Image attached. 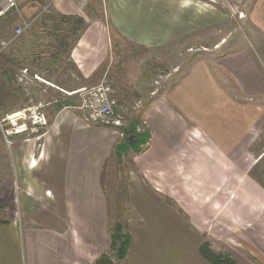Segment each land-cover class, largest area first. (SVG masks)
I'll return each instance as SVG.
<instances>
[{
	"label": "crops",
	"instance_id": "crops-1",
	"mask_svg": "<svg viewBox=\"0 0 264 264\" xmlns=\"http://www.w3.org/2000/svg\"><path fill=\"white\" fill-rule=\"evenodd\" d=\"M44 1L47 5L28 3L39 10L29 19L31 26L47 19L63 29L67 24H58L61 15L88 22L66 52L56 43L60 32L51 27L49 50L42 54L58 78L64 76L63 63H73L80 80L89 84L80 88L96 85L104 60L113 57L101 26H114L123 37L145 44L151 42L141 40L151 37L145 27H166L171 10L167 0H100L96 11L90 0ZM17 2L28 12V4ZM224 2L238 8L241 24L257 26L264 40V0H207L208 24H220L223 16L215 8ZM177 4L172 9L181 15L182 4ZM175 25L183 23L175 18ZM42 31L38 28L37 36L44 37ZM160 35L159 42L167 41L165 30ZM256 54L252 46L207 55L176 74L145 114L150 137L140 151H118L131 124L89 122L73 105L55 110L40 135L25 140L18 135L10 147L11 174L0 177V264H96L103 255L113 264H212L200 251L204 243L230 254L235 264H264V182L251 172L264 159V148L255 145L264 141V69ZM47 84L71 90L56 80ZM118 153L120 161L129 160L134 216H126L131 242L126 257L116 263L109 253L106 169L113 155L117 165ZM111 181L119 183L116 176Z\"/></svg>",
	"mask_w": 264,
	"mask_h": 264
},
{
	"label": "rangeland",
	"instance_id": "rangeland-1",
	"mask_svg": "<svg viewBox=\"0 0 264 264\" xmlns=\"http://www.w3.org/2000/svg\"><path fill=\"white\" fill-rule=\"evenodd\" d=\"M21 1L28 4L34 0H19V4H21ZM99 1L90 0V7L96 6L94 9L96 11ZM83 2H86V0H83ZM137 2L141 3V0H137ZM40 3L46 4L48 2L41 0ZM175 3H178V7L182 4L181 15L178 14L181 13L179 9L175 12L172 9ZM208 4L207 0H167V5L171 10H168L166 27L146 26L145 30L149 32L147 36L151 37L141 40L148 39L151 42H146L145 44L132 42L128 38L123 37V34L114 26L100 25L104 39L107 37L110 39V43H106L108 51L112 49L113 57L110 58L109 56L108 59L104 60L102 65L103 74L98 83L105 80L112 87V92L117 99L113 117L122 120V127H128L130 120L137 118L139 120L137 122L140 125L139 131H150L144 119L147 117L145 114L154 97L164 90L168 84H173L175 75L180 74L197 58L206 60L207 55L212 56L215 54L217 56L219 53L222 54L230 50L249 51L250 47L254 46L258 53L256 58L262 65L261 68L264 69V40L260 39V35L256 33L255 28L257 26L241 24V21L238 20L241 17L238 8L234 6V9L228 8L229 4L225 2V6L221 5V9H219L220 6L215 8V12L218 15L220 14L221 17L223 16V19H219L221 21H218L220 24L217 23L212 26L208 24L210 20H206L208 18L207 9L211 8ZM30 6L31 4L25 6L28 12H22L16 8L0 19V53L21 57L19 66L14 68L9 77L0 75V177L2 178L5 175V178H8L13 169V156L10 147H13V142L18 138V135H23L22 138L25 140L31 135H40L41 132L45 131L56 112L55 110H57L56 102L59 98L67 95L70 90L64 89V91H61L55 86L47 84V82L51 83V81L54 82L56 80L60 84L71 85L70 95L78 93L74 98L77 104L79 102L77 100L79 99V94L86 89L80 88V86L84 84L89 86L88 81L83 82L80 80L73 63H63L65 72L63 78H58V75L52 72L53 69L51 67L50 69L52 70L48 69L49 57L42 59V54L49 50L47 48L49 44H46V39L49 41L47 36L51 32L50 28L55 27L60 33L63 31L57 25L51 26L47 19L46 21L40 20L32 27L30 25L31 33H27V36L22 40L23 42H20L18 38L17 41H13L8 47L3 48L2 42L11 38L17 26L22 24L23 20L30 22L29 19H31L33 13L36 14L39 11ZM43 10L46 11V7ZM175 18L177 22L182 21L183 25H175ZM87 19L93 21L94 17L88 16ZM87 26L88 22L85 21L84 29L82 28L80 35L86 30ZM66 27L68 25L62 26L63 29ZM38 28H43L40 35L44 37L37 36ZM164 30L167 41L159 42V40L163 39L160 34ZM123 31L126 32L127 27ZM38 38L42 42L37 43ZM73 41L71 40V43ZM220 43L221 46L225 45L220 50L213 51ZM22 49L24 50L20 52ZM34 52L39 53L38 57L34 55ZM208 53H211V55ZM26 57H29V59H25ZM215 77L218 79L217 74H215ZM220 77L218 83L219 86H222L223 80ZM76 87H79V90ZM223 87L226 91H229L227 85ZM73 106L76 108L75 105ZM17 111H23L26 117L23 119L19 118L16 125H13L6 117ZM254 111L253 109V114ZM34 116L38 117L36 124L33 123ZM23 121L27 123L28 129L26 131H15L17 125ZM106 125L120 127L115 124ZM255 145L260 151V149L264 148V141L262 142L260 139ZM259 151L253 154L251 161L255 159ZM113 158L114 155L112 159L110 158L106 169L110 218L112 228L119 223L122 225V231L126 232L130 218L129 215L128 217L126 216L128 213L132 214L129 207L132 203L130 199L133 194L128 182L129 168L127 164L129 160L120 161V157H118L119 160H117V165H115ZM251 172L264 182V159L260 164H254L251 167ZM113 175L116 176L118 184L111 181V179L115 178V176L113 178ZM131 216L133 218L134 215L132 214ZM117 262L118 260H116Z\"/></svg>",
	"mask_w": 264,
	"mask_h": 264
},
{
	"label": "trees",
	"instance_id": "trees-1",
	"mask_svg": "<svg viewBox=\"0 0 264 264\" xmlns=\"http://www.w3.org/2000/svg\"><path fill=\"white\" fill-rule=\"evenodd\" d=\"M16 9V8H13ZM12 9V10H13ZM11 12V10H10ZM9 11L0 17H5ZM60 21L58 22L59 25L61 23H65L68 25V27L62 29V33L56 34V43L57 45L65 48V52L68 47H72L76 42L77 39L80 36V33L82 31V28L85 25V19L80 16H60ZM70 24V25H69ZM30 26V25H29ZM28 26V27H29ZM32 27V26H31ZM28 29V28H27ZM25 30L20 36V42H23L22 40L27 36V33H31V28L29 27L28 30ZM84 29V28H83ZM15 34V31H14ZM33 34V33H32ZM12 37V36H11ZM71 40H74L73 43H71ZM13 42V41H12ZM24 49H22L20 52H22ZM35 51V50H34ZM38 52H34V55L38 57ZM55 58L57 55H54ZM25 59H29V57H26ZM21 57H15L10 55H5L4 53H0V75L3 76H10V73L14 70V68H17L20 64ZM66 60V59H65ZM11 80V79H10ZM114 96V94H113ZM115 97V96H114ZM75 95H65L62 98H59L56 102V109L59 110L64 106H72L77 105L76 101L74 100ZM78 100V99H77ZM136 119H131L129 124L134 123L135 124V130H138L137 128L140 127L139 123ZM139 121V120H138ZM126 129V128H125ZM128 129H126L127 133ZM141 133V132H138ZM119 151V149H118ZM121 153V152H120ZM120 153H118V156H120ZM117 156V157H118ZM131 242V236L127 232L122 231V225L119 223L115 225L114 228L111 230V244H110V250L109 253L114 257L116 260L121 261L123 260L128 252L129 246ZM201 253L204 255L205 258H207L212 264H235V260L230 256L228 253H221L215 251L209 243H204L201 247Z\"/></svg>",
	"mask_w": 264,
	"mask_h": 264
},
{
	"label": "built area",
	"instance_id": "built-area-1",
	"mask_svg": "<svg viewBox=\"0 0 264 264\" xmlns=\"http://www.w3.org/2000/svg\"><path fill=\"white\" fill-rule=\"evenodd\" d=\"M17 6V0H0V17L13 8H17ZM29 25L30 22L24 20L23 23L18 25L15 29V35H21ZM10 43L11 40L3 41V48L7 47ZM112 91V87L104 80L83 90L79 94V102L75 106L77 110L82 112L83 116L89 122H100L121 126L122 120L120 118L113 117L115 114V108L117 106V99L113 96ZM68 94L70 95V92H68ZM25 117L26 115L23 111H17L11 115H7L6 118L7 120H10L13 125H16V123L19 121V118L23 119ZM33 118V123L36 124L38 117L34 116ZM27 129L28 125L25 121H23L17 125L15 131H26ZM137 129L139 131L140 127Z\"/></svg>",
	"mask_w": 264,
	"mask_h": 264
},
{
	"label": "water",
	"instance_id": "water-1",
	"mask_svg": "<svg viewBox=\"0 0 264 264\" xmlns=\"http://www.w3.org/2000/svg\"><path fill=\"white\" fill-rule=\"evenodd\" d=\"M150 137V131L145 130L141 133L135 131V124L132 123L128 129L126 140L119 145V152L133 149L140 151L143 144H145ZM96 264H113V259L109 255H103Z\"/></svg>",
	"mask_w": 264,
	"mask_h": 264
}]
</instances>
